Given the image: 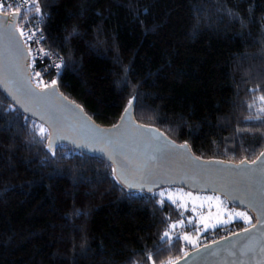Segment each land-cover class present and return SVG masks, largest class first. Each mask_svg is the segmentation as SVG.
I'll return each mask as SVG.
<instances>
[{
	"label": "trees",
	"instance_id": "1",
	"mask_svg": "<svg viewBox=\"0 0 264 264\" xmlns=\"http://www.w3.org/2000/svg\"><path fill=\"white\" fill-rule=\"evenodd\" d=\"M38 6L45 47L63 62L59 94L99 126H114L135 97L136 123L199 159L251 163L263 151L264 0ZM24 116L0 90V264H169L185 255L179 235L197 234L170 227L186 224L187 212L161 206L164 188L129 189L109 162L65 144L53 156L32 130L40 123Z\"/></svg>",
	"mask_w": 264,
	"mask_h": 264
},
{
	"label": "water",
	"instance_id": "2",
	"mask_svg": "<svg viewBox=\"0 0 264 264\" xmlns=\"http://www.w3.org/2000/svg\"><path fill=\"white\" fill-rule=\"evenodd\" d=\"M0 21V90L23 114L44 124L52 133L55 145L65 144L83 154L100 157L113 168L126 165L124 176L118 173L115 176L137 185L129 188L121 183L129 189L152 192L176 187L195 193H212L251 212L253 224H257L258 219L264 220V157L259 155L260 159L254 160L256 163L243 164L199 159L187 145L181 148L179 146L185 144L174 142L154 127L136 123L131 110L124 111L114 126H99L80 107H75V103L62 99L64 96L59 94L58 87L51 103L27 104L17 91L23 81L28 79L35 91L40 89L31 82L29 57L16 30V19L0 17ZM14 97L19 98L21 104H17ZM22 104L39 115L25 112ZM52 114L56 117L55 127L40 119V115ZM117 125L120 127H115ZM262 233L264 225H257L246 234L227 235L228 239L216 240L219 243L211 242L190 250L178 259L179 264H264ZM246 243H251L254 251L242 254Z\"/></svg>",
	"mask_w": 264,
	"mask_h": 264
},
{
	"label": "snow or ice",
	"instance_id": "3",
	"mask_svg": "<svg viewBox=\"0 0 264 264\" xmlns=\"http://www.w3.org/2000/svg\"><path fill=\"white\" fill-rule=\"evenodd\" d=\"M25 3H28V0H25ZM35 7V11L36 13H40V8L38 6V0H31V4H29V7ZM9 9V10H5V9ZM14 9V10H12ZM0 17H8L10 19H17L19 18L20 20H23L24 17L21 15V11H20V6L18 3H13V4H9L7 3V0H0ZM2 22V21H0ZM17 30L20 31V35L23 36L25 35L24 31L20 28L19 25H17ZM42 38V37H41ZM27 39L31 40L33 39V35L31 33H29L27 35ZM44 55H48V53H44ZM53 67H56L57 69H60L63 67V62H61V64H54ZM59 75V73H58ZM35 77L39 78L36 87L39 88V91H35L32 86L31 83L29 82L28 79H25L22 83V85L17 89V91H19L21 93V95L24 97L25 101H27V104H36L37 106L40 105H46L48 103H51L53 101V99L56 97V87H57V81L56 80H52L48 83H44L43 78H42V74L40 71L35 72ZM43 84V87L41 88L40 85ZM14 99H16V103L17 104H21V100L19 98L14 97ZM62 99L66 100V97H62ZM136 98L133 97V99H130L128 101V105L125 108V113L130 112V110L133 107V101ZM259 101L264 104V95L258 97ZM27 104H22L21 106L24 108L25 112H30L33 115H39L38 112H33L32 108L27 106ZM75 107L79 108V105H76ZM82 111V109H81ZM260 112H264V107H261L259 109ZM260 118V117H257ZM29 119L28 116H24V120L27 121ZM40 119L41 120H45L46 123L51 124L53 127H55L56 125V117L55 114L52 115H40ZM123 119V117H122ZM115 127H120L119 125L115 126ZM32 130L35 132V134L37 136L40 137L41 141L44 140L45 136L48 137V144H47V148L48 150L51 152V154L53 156H55L56 152H55V141L52 139V133H50L48 131V129L44 126V124H35L33 123V128ZM179 147L184 148L186 147V145H180ZM261 157H264V153L260 154ZM257 159H260V157H258ZM241 164L244 163V161L240 162ZM252 163H256V161H253ZM113 173H118L121 177L124 176L125 172L127 171V166L124 164H121V166L119 167V169L117 168H113L112 169ZM118 182L120 183H126L127 186L129 188H134L137 187L136 184H128L126 179H121ZM141 187H143V185H141ZM149 191H151V189H148ZM190 195V194H188ZM160 196H164V193L161 192ZM168 201H170L172 204H176L177 202L175 200H173L171 198V196H169ZM209 200H211V198H208ZM217 207H218V211H217V215H216V222L213 224H209L208 220L209 217L206 216H201L199 218V223L203 225V231L207 232L210 228L211 229H216V228H223L226 225L232 224L234 222V220L239 219L242 220L244 223L246 224H251V217L248 216V214L246 212H227V210H220L219 205L222 204L221 201H219V198L217 197ZM165 200L161 199L159 201V203L161 204V206H163L165 204ZM181 206L182 205H178ZM194 210V209H193ZM225 212H227V219H224V214ZM184 222L183 220H181L179 222L180 226H183ZM188 224L189 225H193L194 230L199 232L200 228L196 227L195 224L193 223V221L190 219L188 220ZM257 225H264V220H257V224H253L251 226V228H243L240 232H233L231 233V235H242V234H246L248 232H251L253 229H255L257 227ZM178 225L177 224H172L170 227L172 229H175ZM262 235H264V233H262ZM171 239L169 232H164L163 236L161 237V239ZM185 241H187L188 243L191 244H195V241L193 240L192 236L185 233L182 237ZM224 239H228V237H224ZM249 240H251V238H249ZM214 243H219V241H214ZM254 248L252 246L251 243H246L244 245V248L242 249V254H246L247 252H253ZM261 251L264 252V248H261ZM187 255V254H185ZM148 259L151 260V254L148 255ZM169 264H179V260L173 262V261H169Z\"/></svg>",
	"mask_w": 264,
	"mask_h": 264
},
{
	"label": "rangeland",
	"instance_id": "4",
	"mask_svg": "<svg viewBox=\"0 0 264 264\" xmlns=\"http://www.w3.org/2000/svg\"><path fill=\"white\" fill-rule=\"evenodd\" d=\"M163 192L164 196H160V193ZM157 194L161 199H164L165 201L171 203L170 201H168V197L171 196V198L173 200H175L177 203L175 205H182L178 206L183 212H187V216H186V224L187 225V229H189V231H191L193 225H189L188 224V220H192L193 223L195 224L196 227L200 228V231L197 232L196 231V236L192 237L193 240L195 241V244H191L188 243L187 241H185L182 237L185 233L188 234V231H184L181 235H179L183 242H184V248H183V255L186 254L187 252H189L190 250L197 248L199 246H201L202 244L212 240L215 238V235L219 236L220 234L224 233V232H230L232 230V228H227L226 226H230L226 225L224 227H226V229H222V232H219L218 234H214L211 233L209 231H214L216 229H209L207 232L203 231V225L199 223V218L201 216H206L209 217L208 223L209 224H213L216 222V215H217V211H218V207H217V197L219 198V201L222 202V204L219 205L220 210H227V212H246L248 214V216L251 217V223H252V216L250 215L249 212L245 211V210H241V209H236L233 208L231 206H229L228 202L222 198L219 195L216 194H212V193H195V192H190L184 189H180V188H164L161 190L157 191ZM190 194V195H188ZM208 198H211V200H209ZM194 209V210H193ZM227 212H225L224 214V219H227ZM239 223L241 224L244 228L245 227H249L251 224H246L244 223L242 220L236 219L234 220L233 223ZM232 223V224H233ZM178 227L183 228L182 226L178 225ZM223 227V228H224ZM209 232V233H208ZM208 234L203 236L204 234Z\"/></svg>",
	"mask_w": 264,
	"mask_h": 264
},
{
	"label": "built area",
	"instance_id": "5",
	"mask_svg": "<svg viewBox=\"0 0 264 264\" xmlns=\"http://www.w3.org/2000/svg\"><path fill=\"white\" fill-rule=\"evenodd\" d=\"M18 3L20 6L21 15L24 17L23 20L19 18L16 19V30L17 25L24 31L25 35L21 36L20 31L17 30L23 46L25 47L28 57H29V69L31 74V82L34 86L37 85L39 78L35 77V72L40 71L44 83H48L52 80H58V73L60 69L53 67L54 64H61V58L51 54L49 50L45 47V37L42 32V26L44 24L45 18L42 11L36 13L35 7H29L31 0L25 3V0H7V3L13 4ZM9 10V9H5ZM14 10V9H12ZM41 10V9H40ZM31 33L33 39H27V35ZM42 37V38H41ZM48 53V55H44ZM43 87V84L40 85Z\"/></svg>",
	"mask_w": 264,
	"mask_h": 264
},
{
	"label": "flooded vegetation",
	"instance_id": "6",
	"mask_svg": "<svg viewBox=\"0 0 264 264\" xmlns=\"http://www.w3.org/2000/svg\"><path fill=\"white\" fill-rule=\"evenodd\" d=\"M232 232L230 231H228V232H224V233H222V234H220L219 236H217V235H215V238L214 239H212V240H210L209 242H206V243H204V244H202V245H205V244H208V243H211V242H214V241H216V240H218V239H221V238H223V237H225V236H227V235H230Z\"/></svg>",
	"mask_w": 264,
	"mask_h": 264
}]
</instances>
